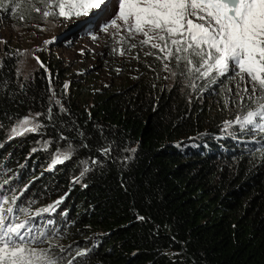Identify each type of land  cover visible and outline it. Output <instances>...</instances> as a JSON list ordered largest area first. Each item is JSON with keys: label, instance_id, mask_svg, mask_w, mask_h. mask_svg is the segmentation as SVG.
Wrapping results in <instances>:
<instances>
[{"label": "trees", "instance_id": "trees-1", "mask_svg": "<svg viewBox=\"0 0 264 264\" xmlns=\"http://www.w3.org/2000/svg\"><path fill=\"white\" fill-rule=\"evenodd\" d=\"M45 10L0 0L4 20ZM18 51L0 39V192L44 234L38 251L57 264H264V119L240 123L264 92L246 74L203 77L175 54L72 73L52 52L25 74ZM22 126L35 130L14 135Z\"/></svg>", "mask_w": 264, "mask_h": 264}, {"label": "snow or ice", "instance_id": "snow-or-ice-1", "mask_svg": "<svg viewBox=\"0 0 264 264\" xmlns=\"http://www.w3.org/2000/svg\"><path fill=\"white\" fill-rule=\"evenodd\" d=\"M23 2L27 3L28 0ZM43 2L45 17L58 15L70 19L73 16L89 15L90 10H94L91 15L97 29L108 32L111 27L117 30V34L124 31L129 36L143 35L145 39L141 43L151 44V47L164 53L163 60L175 54L178 61H187L190 72H197L203 77L213 72L224 75L231 67L240 74H246L253 85V92L257 88L264 92V0ZM35 11L39 12L40 8H35ZM191 56L199 57L200 63L194 64ZM257 116L264 119V104H260L256 111L249 112L240 123L252 124ZM29 123L27 119L23 121V125ZM34 130L22 126L13 129V134ZM68 158L67 155L63 157ZM61 162L60 158L56 161ZM7 202L3 192H0V264H57L48 252L38 251L33 246L44 234L30 235L33 233L32 226L27 220L18 219L22 209L8 207L5 212L2 205Z\"/></svg>", "mask_w": 264, "mask_h": 264}, {"label": "rangeland", "instance_id": "rangeland-1", "mask_svg": "<svg viewBox=\"0 0 264 264\" xmlns=\"http://www.w3.org/2000/svg\"><path fill=\"white\" fill-rule=\"evenodd\" d=\"M91 11L94 10H90L89 15L70 19L58 15L44 16L30 22L0 18V39L20 49V70L25 74L34 70L36 61H40L42 56L47 57L50 52L61 58L67 67L70 66L72 73L84 68L100 74L109 63L116 62L112 60L113 55L119 63L150 55L162 59L164 53L151 47V44L141 43L145 39L143 35L129 36L124 31L117 34V30L111 27L108 32L97 29ZM117 69H121L120 64ZM239 82L248 87L247 78H239Z\"/></svg>", "mask_w": 264, "mask_h": 264}, {"label": "bare ground", "instance_id": "bare-ground-1", "mask_svg": "<svg viewBox=\"0 0 264 264\" xmlns=\"http://www.w3.org/2000/svg\"><path fill=\"white\" fill-rule=\"evenodd\" d=\"M84 20V19H83ZM24 221V220H23Z\"/></svg>", "mask_w": 264, "mask_h": 264}]
</instances>
